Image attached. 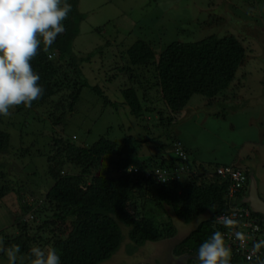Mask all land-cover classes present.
<instances>
[{
	"label": "trees",
	"instance_id": "obj_1",
	"mask_svg": "<svg viewBox=\"0 0 264 264\" xmlns=\"http://www.w3.org/2000/svg\"><path fill=\"white\" fill-rule=\"evenodd\" d=\"M67 2L72 5V11L64 22L66 31L57 37L49 50H43L42 46L39 55L32 61L44 89L42 97L34 101L30 108L21 105L12 110L18 115L32 112L35 116L37 110L41 111L42 115L47 116L50 128L68 120L84 88L102 98L104 105L112 106L99 88L88 84L81 71V65L89 63L94 53L80 55L73 52V41L86 15L78 11L79 0ZM255 8L254 5L252 9ZM240 40L230 34L219 37L210 35L196 42H170L159 51L151 42L137 39L125 51L127 63L121 67H109L113 71L111 78L118 76L122 83L125 80L129 82L122 85L120 96L130 114L139 119L143 114L154 111L142 106V91L145 90L142 84L146 85L147 81L143 77L148 72L151 76L148 81H154L152 85L157 88L160 100L170 115L166 118L159 111L156 112L158 124L163 126L162 133L168 137L172 123L180 120L179 117L195 98L203 99L204 107L214 102L222 103L228 98L235 99L236 90L228 97L224 93L238 86L244 77L248 51ZM98 50L96 48V52ZM50 56L52 59H49ZM262 60L264 68V57ZM138 68L145 69L141 72L142 78L140 71L136 72ZM241 72L243 75L240 77ZM261 73L264 78V70ZM262 87L264 91V81ZM225 116V113L214 114L213 118L224 119ZM41 122L43 125L45 121ZM1 125L0 120V157L9 151V134L3 131ZM46 138L47 154L42 157H45L44 180L48 187L41 198H33L32 189L36 186L25 188L11 180L16 176V166L10 164L12 161H0V182L6 179V182L0 183V201L9 193L14 195L15 200V206L10 207L2 202L9 209L14 223L12 234L5 238L4 246H20L19 255L24 260H18L17 264H29L27 254L31 245L38 240L57 250L61 264H100L117 251L121 242L120 225L126 228V238L133 245L131 249L136 250L145 243L170 242L176 233L170 223L171 217L189 225L203 216L173 244L170 252L176 257H194L199 264V245L214 231L226 232L217 219L222 215L228 217L238 205L247 208L240 205V201L251 179L248 172L252 167L242 163L243 157L233 159L229 164H214L210 171L193 159L190 167L196 173L192 174L188 168V152L182 146L183 160L176 152H172L171 156L164 154L161 147L158 154L159 158H163L157 162L151 157L142 159L136 155H130L131 158L127 160L122 158L123 154L127 156L129 146L135 150L139 144L130 136H124L119 142L99 137L91 145L80 147L75 146L71 139L62 138L58 132ZM173 138V144L177 143L173 147L176 150L181 143L175 135ZM164 155L169 159H165ZM165 161L169 163L167 173L163 169L164 163H167ZM8 166L11 172H6ZM100 167H103L98 171L101 175L97 176L95 172ZM127 168L135 172L127 174ZM220 169L237 172L245 178L244 185L234 189L236 191H232L231 196L228 194L232 181L230 177H225L226 173L218 174ZM18 171L21 169L18 168ZM142 174L145 176L142 177ZM9 180L12 181L11 186ZM20 191L33 198V204L20 197ZM135 195L144 198L139 212L132 203ZM130 205L132 213L128 211ZM162 213L166 223H159L156 219ZM27 216L33 221L38 220L36 230L42 234L36 238L29 234ZM253 217L257 223L264 221L259 214ZM43 231L50 236H44ZM13 232L17 235H13ZM5 262L9 264L7 256ZM186 262L189 264V259Z\"/></svg>",
	"mask_w": 264,
	"mask_h": 264
},
{
	"label": "rangeland",
	"instance_id": "obj_2",
	"mask_svg": "<svg viewBox=\"0 0 264 264\" xmlns=\"http://www.w3.org/2000/svg\"><path fill=\"white\" fill-rule=\"evenodd\" d=\"M254 5L256 8L253 10ZM78 11L86 18L80 23L79 33L73 41V52L80 55L94 53L89 63L81 65V71L88 84L99 88L112 106L104 105L102 98L84 88L68 120L54 127L51 125L52 128L48 125L47 116L38 110L36 116L32 112L18 115L13 111L9 117L0 116L3 131L9 134V151L0 157V161H12L10 164L21 169L10 179L21 187L36 186L32 194L37 200L48 187L44 180L45 157L42 155L47 154L46 137L50 134L58 132L62 138L71 139L77 147L91 145L99 137L119 142L124 136H130L139 144L135 150H131L130 146L127 148V156L122 155L125 160L136 155L161 162L163 157L159 158V148L163 147L164 154L171 156L172 152H182L183 147L188 152V168L192 174L196 173L190 167L193 159L210 171L214 164H229L233 159L243 157L242 163L252 167L248 178L254 181L258 196L264 201V78L261 73L264 70V0H79ZM227 34L241 39L248 51L243 80L224 93L228 97L236 90L235 99L228 98L222 100L223 104L214 102L204 107V100L195 98L179 117L180 120L172 123L166 137L162 133L163 126L158 124L156 112L166 118L170 115L160 100L157 88L152 85L154 81H148L151 76L147 72L143 77L141 72L145 69L140 67L136 72L140 71V78L147 80L146 85L142 84L145 88L142 91V106L154 111L143 114L139 119L130 114L120 96L122 85L129 82L125 80L122 83L118 76L112 79L113 71L109 67H121L127 63L125 51L135 40L151 42L160 51L170 42H196L210 35L219 37ZM96 48H99L98 52ZM223 113L226 114L224 119L213 118L214 114ZM42 120L45 121L43 125ZM40 134L43 137H39ZM174 135L181 143L176 150L173 149L177 144H173ZM169 156L164 155V158L169 159ZM168 165L167 162L163 166L166 173ZM102 168L96 170L97 176L101 175L98 171ZM8 171L11 172L9 166ZM134 172L129 168L126 170L127 174ZM3 181L6 182V179ZM12 181L9 180V186ZM19 195L28 204H33V198L30 199L26 192L20 191ZM143 200V197L134 196L132 203L137 212L141 210ZM2 202L9 207L15 206L14 195L9 193L0 201V238L5 241L11 236L14 223L9 209ZM131 207L128 206V211L132 213ZM164 213L157 215L159 223H166ZM29 216V234L36 238L42 234L36 230L38 220L33 221ZM203 218L198 217L185 225L171 217L170 223L176 233L170 242L145 243L136 250L131 249L133 245L126 238V228L120 225L121 242L117 251L100 264H186L188 259L189 264H198L194 257H176L170 252L173 244ZM16 232L13 235H17ZM43 233L46 237L50 236L45 231ZM31 246L48 247L41 240ZM5 261L3 254L0 264H6ZM233 263L244 264L239 259H234Z\"/></svg>",
	"mask_w": 264,
	"mask_h": 264
},
{
	"label": "clouds",
	"instance_id": "obj_3",
	"mask_svg": "<svg viewBox=\"0 0 264 264\" xmlns=\"http://www.w3.org/2000/svg\"><path fill=\"white\" fill-rule=\"evenodd\" d=\"M71 11L72 5L67 0H0V116H11L12 110L21 105L30 108L34 101L42 97L44 89L32 61L39 55L42 46L43 50H49L57 37L66 31L64 22ZM244 183L245 178L240 185ZM250 183L255 188V183L249 179L240 201V205H246L247 208L238 205L236 209L245 210L248 213L245 218L264 229V221L257 223L253 217L259 213L254 212L244 201ZM232 185L233 181L230 189H235ZM255 192L258 199L264 202L259 198L256 188ZM221 220L224 224L220 226L223 228L233 223L226 217ZM252 251L255 257L251 264H264V239L254 242ZM20 252L19 245L5 247L0 238V254L7 256L9 264L24 260ZM27 259L29 264H61L60 255L51 246L31 247ZM233 259L232 249L226 245L224 234L220 231H214L197 250L199 264H232Z\"/></svg>",
	"mask_w": 264,
	"mask_h": 264
},
{
	"label": "built area",
	"instance_id": "obj_4",
	"mask_svg": "<svg viewBox=\"0 0 264 264\" xmlns=\"http://www.w3.org/2000/svg\"><path fill=\"white\" fill-rule=\"evenodd\" d=\"M176 154L179 158H181V160L184 159L182 152L176 151ZM217 173H226L229 175L230 179L233 181V185L231 187L234 186L235 189L243 182V177L237 172H229V170L220 169ZM233 190L234 189H230L228 194L229 196H231ZM247 214L248 213L242 209L232 210L226 218L233 221V225H227L225 228L226 232L222 233L224 234L226 245L232 249V258L235 256L234 258L239 259L241 262L251 264L255 257V253L252 251L253 243L260 239H264V229L252 220L245 218ZM221 218H225V216H220L217 221H221L218 223L223 225L224 223ZM244 218L246 220H243Z\"/></svg>",
	"mask_w": 264,
	"mask_h": 264
},
{
	"label": "water",
	"instance_id": "obj_5",
	"mask_svg": "<svg viewBox=\"0 0 264 264\" xmlns=\"http://www.w3.org/2000/svg\"><path fill=\"white\" fill-rule=\"evenodd\" d=\"M14 169L18 171L17 167H14ZM244 201L248 204L249 208L264 217V202L258 199L253 183L249 184V191Z\"/></svg>",
	"mask_w": 264,
	"mask_h": 264
}]
</instances>
